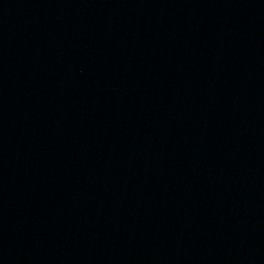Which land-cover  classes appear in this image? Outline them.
Wrapping results in <instances>:
<instances>
[{
    "label": "water",
    "instance_id": "1",
    "mask_svg": "<svg viewBox=\"0 0 264 264\" xmlns=\"http://www.w3.org/2000/svg\"><path fill=\"white\" fill-rule=\"evenodd\" d=\"M0 264H264V0H0Z\"/></svg>",
    "mask_w": 264,
    "mask_h": 264
}]
</instances>
